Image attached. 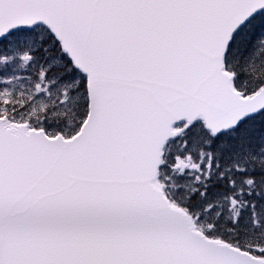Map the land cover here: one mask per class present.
<instances>
[{"label":"snow or ice","instance_id":"snow-or-ice-1","mask_svg":"<svg viewBox=\"0 0 264 264\" xmlns=\"http://www.w3.org/2000/svg\"><path fill=\"white\" fill-rule=\"evenodd\" d=\"M0 264H264V0H0Z\"/></svg>","mask_w":264,"mask_h":264}]
</instances>
